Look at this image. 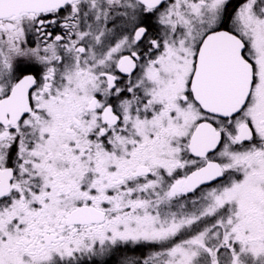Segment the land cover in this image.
Returning <instances> with one entry per match:
<instances>
[{"label":"snow or ice","instance_id":"6c2138e0","mask_svg":"<svg viewBox=\"0 0 264 264\" xmlns=\"http://www.w3.org/2000/svg\"><path fill=\"white\" fill-rule=\"evenodd\" d=\"M0 264H264V0H0Z\"/></svg>","mask_w":264,"mask_h":264}]
</instances>
